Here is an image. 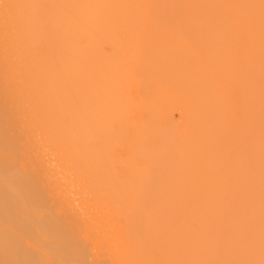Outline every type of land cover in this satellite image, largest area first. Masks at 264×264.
<instances>
[{
    "label": "bare ground",
    "instance_id": "1",
    "mask_svg": "<svg viewBox=\"0 0 264 264\" xmlns=\"http://www.w3.org/2000/svg\"><path fill=\"white\" fill-rule=\"evenodd\" d=\"M0 264H264V0H0Z\"/></svg>",
    "mask_w": 264,
    "mask_h": 264
}]
</instances>
